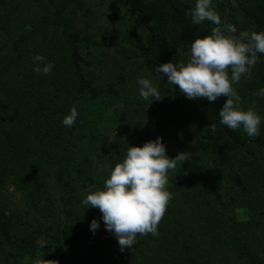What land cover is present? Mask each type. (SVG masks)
<instances>
[{"label": "trees", "instance_id": "trees-1", "mask_svg": "<svg viewBox=\"0 0 264 264\" xmlns=\"http://www.w3.org/2000/svg\"><path fill=\"white\" fill-rule=\"evenodd\" d=\"M194 3L0 0V264H264V121L257 138L229 130L218 116L227 97L188 99L155 72L186 61L194 34L214 27L192 23ZM213 4L221 27L264 31V0ZM117 13L125 25L111 31V51L91 22ZM34 55L54 65L49 75L32 70ZM258 57L233 87L241 107L264 118ZM138 78L161 99L143 100ZM72 106L79 117L67 128ZM157 137L169 158L180 155L167 173L171 199L158 235L138 234L122 252L99 210L81 201L103 188L129 145Z\"/></svg>", "mask_w": 264, "mask_h": 264}, {"label": "clouds", "instance_id": "clouds-1", "mask_svg": "<svg viewBox=\"0 0 264 264\" xmlns=\"http://www.w3.org/2000/svg\"><path fill=\"white\" fill-rule=\"evenodd\" d=\"M186 15L194 25L207 21L214 27L207 35L194 34L186 61L159 64L155 72L161 78L166 77L168 84L178 86L188 99L206 98L213 103L221 96L227 97L218 114L220 123L232 131L242 130L250 138L259 137L264 118L254 106L241 107V97L233 85L250 74L258 62V54L264 55V31H241L237 35L234 25L221 27L222 20L213 0H195ZM32 59L36 74L47 76L53 71L54 65L46 62L44 56L34 55ZM137 84L143 100L152 103L161 99L152 80L138 78ZM258 94L264 97V89ZM78 117L77 107L72 106L62 124L72 128ZM177 157L169 158L162 137L149 140L143 146L129 145L124 159L110 170L103 188L88 192L82 199L87 209L99 210L105 230L114 235L122 252L135 245L138 234L158 235V224L171 199L167 173L175 168ZM99 227L100 222L93 219L90 230L95 233ZM35 264H40L39 259Z\"/></svg>", "mask_w": 264, "mask_h": 264}, {"label": "rangeland", "instance_id": "rangeland-1", "mask_svg": "<svg viewBox=\"0 0 264 264\" xmlns=\"http://www.w3.org/2000/svg\"><path fill=\"white\" fill-rule=\"evenodd\" d=\"M100 8L105 9V7H98V9H93L94 13L97 12V10H100ZM107 16H101L100 15V16L96 17V19L91 22V30H93L95 33H97L96 36L99 40L109 41V43L112 45L111 51H114L116 48V45H118V42L113 40L114 35H113V32H111V31H122V26H124L125 23L123 21H119L117 19L118 17H120V13H117L116 15H114V18L107 17ZM125 22L127 23V21H125ZM80 28L82 29L83 27L81 26ZM148 79H150V78H148ZM119 109H121V107H119ZM11 190H13V189L11 188ZM12 196H13V200L19 199V197L16 195V193H13ZM240 215H241V217L244 216L243 213H240ZM39 261H40V264H52V263H49V262L44 261V260L43 261L39 260ZM57 264H59V263H57Z\"/></svg>", "mask_w": 264, "mask_h": 264}]
</instances>
